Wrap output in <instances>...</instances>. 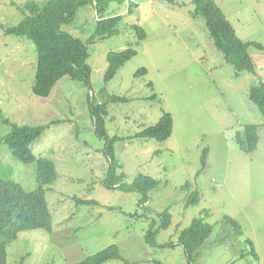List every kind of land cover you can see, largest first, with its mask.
<instances>
[{
  "label": "rangeland",
  "instance_id": "374dc122",
  "mask_svg": "<svg viewBox=\"0 0 264 264\" xmlns=\"http://www.w3.org/2000/svg\"><path fill=\"white\" fill-rule=\"evenodd\" d=\"M25 1L0 0V26L16 25L23 18L17 7ZM214 1L241 41L261 45L248 49L255 75L237 74L224 61L203 17H193L191 0L112 3L108 16L122 17L119 32L95 43H86L98 19L89 4L62 27L88 48L94 104L107 103L113 95L127 100L108 103L106 129L109 138H116L115 159L122 166L116 172L124 173L123 183L132 184L139 174L159 182L144 206H138V192L103 185L109 160L106 140L95 134L89 113V89L62 78L48 98L35 96L34 44L0 29V139L11 131V123L62 122L51 125L31 146L36 157L50 159L56 167L57 179L46 188L52 231L20 233L7 248L6 264H77L112 246L122 260L105 264H189L179 234L205 210L213 232L193 254V264H264V118L249 99L250 88L264 82V0ZM135 25L145 33L141 42L131 30ZM129 46L136 56L105 83L107 54ZM140 69L147 73L136 77ZM163 112L173 119L170 138L157 142L135 137L157 124ZM246 125L258 126L252 153L238 143L245 139ZM5 147L0 143V178L35 190L36 164L19 162ZM186 183L201 193L200 203L187 209ZM75 198L97 205L78 204ZM165 210L171 224L155 241L172 246L154 248L145 236L152 223L157 231L158 215ZM226 217L236 221L242 236L225 223ZM246 240L253 243L257 259Z\"/></svg>",
  "mask_w": 264,
  "mask_h": 264
},
{
  "label": "trees",
  "instance_id": "16d2710c",
  "mask_svg": "<svg viewBox=\"0 0 264 264\" xmlns=\"http://www.w3.org/2000/svg\"><path fill=\"white\" fill-rule=\"evenodd\" d=\"M157 1H165L168 4L175 3L174 0ZM124 2L125 0H47L39 3L34 0H27L23 5L17 7L23 14V18L14 26L7 28L0 26V29L5 35L25 38L34 44L36 72L32 93L35 96L48 98L62 78H69L89 89L87 93L89 113L94 121L95 134L106 140L104 155L109 160V168L103 185L108 189L115 188L124 193L138 192L142 197L138 206H144L149 200L150 192L158 187L159 182L149 176L139 174L132 184H124V173L118 174L116 172L118 168H122L115 159L113 144L116 138H109L106 129V118L109 115L108 103L126 102L127 100L113 95L108 97L107 103L97 102L94 104V95L90 93L91 68L87 62L88 48L82 40L62 29L63 26L70 25L74 21L81 7L89 4L94 8L98 19L95 21V30L86 43H95L112 37L119 32L117 27L122 21V17L108 16V8L112 3L122 5ZM191 2L194 5L193 17H203L210 38L216 50L223 55L224 61L230 64L237 74L246 72L255 75L254 61L249 55L248 49L250 46L261 48V45L241 41L214 0H191ZM131 7L129 6V9ZM131 30L135 32L138 42L145 39L146 36L142 28L135 25L131 27ZM136 54L137 52L132 46L119 52H109L106 56L107 69L103 77L104 82H110ZM146 73V69H140L135 73V76H143ZM249 99L257 106L264 118V82L261 81L250 88ZM0 118L3 120L1 115ZM60 121L55 120L46 125L38 126L11 123V131L0 139V143L6 146L10 154L19 162L36 164L38 183L35 190L25 191L20 184L0 178V264H6L7 248L17 240L20 233L34 230L47 233L52 231L46 188L57 179L56 167L50 159L36 157L31 146L43 135L46 129L53 124L62 123ZM4 122L8 123V120L4 119ZM172 132V116L163 112L157 124L143 129L135 137L164 142L171 137ZM257 132V125L245 126V139L244 141L238 140V143L240 147L242 145L246 153H252L256 149L258 144ZM206 153L207 150L203 153L202 168L206 166ZM183 188L189 192L184 207L187 209L198 205L201 201V193L197 189L191 190L192 184L190 183H186ZM75 201L78 204L97 205L95 201H82L77 198ZM201 216L194 218L190 226L183 229L179 234L178 242L183 247L189 264H193V254L202 247L213 232V226L205 222L209 212L207 210L202 211ZM158 218L157 231H155L154 223H152L146 233L145 242L154 248L170 247L172 244L158 245L155 241L159 231L170 227L171 215L169 210L159 214ZM225 223L234 230L236 235H243V231L236 221L226 217ZM246 243L251 248V254L257 259L253 243L250 240H246ZM110 260H122L117 246L87 256L77 264H105ZM21 261H24V257H21Z\"/></svg>",
  "mask_w": 264,
  "mask_h": 264
},
{
  "label": "bare ground",
  "instance_id": "6f19581e",
  "mask_svg": "<svg viewBox=\"0 0 264 264\" xmlns=\"http://www.w3.org/2000/svg\"><path fill=\"white\" fill-rule=\"evenodd\" d=\"M23 16V15H22ZM103 18V17H102Z\"/></svg>",
  "mask_w": 264,
  "mask_h": 264
}]
</instances>
